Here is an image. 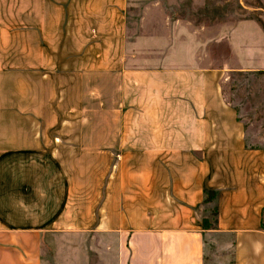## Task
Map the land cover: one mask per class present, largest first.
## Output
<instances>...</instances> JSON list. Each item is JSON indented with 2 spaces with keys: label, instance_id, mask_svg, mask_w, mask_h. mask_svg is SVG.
Here are the masks:
<instances>
[{
  "label": "crops",
  "instance_id": "1",
  "mask_svg": "<svg viewBox=\"0 0 264 264\" xmlns=\"http://www.w3.org/2000/svg\"><path fill=\"white\" fill-rule=\"evenodd\" d=\"M130 5L0 0V264H264V145L221 87L264 54L197 65L207 19L170 13L153 64ZM246 18L217 20L218 46ZM247 21L242 58L264 39Z\"/></svg>",
  "mask_w": 264,
  "mask_h": 264
},
{
  "label": "rangeland",
  "instance_id": "2",
  "mask_svg": "<svg viewBox=\"0 0 264 264\" xmlns=\"http://www.w3.org/2000/svg\"><path fill=\"white\" fill-rule=\"evenodd\" d=\"M174 1L131 0L128 20L130 33L136 30L137 32L150 34L140 38L138 41L145 46L144 51L146 52L143 55L147 60L154 61L151 59H154L153 57L155 56L160 57V60L163 59V61L153 64L168 63V32L169 25L171 27L173 25V23L168 22V14L170 13L191 16L192 19H197L194 22H198L200 19H207L206 22H208L210 29L207 39L209 43L207 47L203 48V53L197 55L199 59L195 63L197 65L216 66L222 63V59H224L226 65L231 66L255 64L263 56L264 39L262 40L261 48H256L254 57H240L242 49L238 41L235 42V34L238 33L237 30L243 28L244 30L241 34L244 35L246 33L244 31L247 30L246 26L256 29L254 25L248 23L247 19L255 20L257 22L256 25L258 27L260 25L264 32V0H195L193 7L185 6L186 0H176L178 1L176 3L178 6L170 7V2ZM134 3H140V7L137 8ZM142 10L144 12L143 18L140 15ZM243 18H246V20L239 22L238 25L235 24L236 28H233L234 25L231 29L227 28V25H232L233 21ZM217 20H225L228 23L225 31L226 41L221 46H218L216 42L215 35L217 34L215 29L214 31L211 29L215 27ZM243 38L244 40H241L240 43H247L249 37ZM227 39L230 40L229 44ZM246 43L244 47L247 48L248 45ZM149 48H153L151 53H147L148 50H151ZM188 50L185 46L177 48V52L172 55L171 60L180 62V58ZM152 52L157 53L154 54ZM193 57L195 59V56ZM192 60L190 58L187 61ZM149 61H146L147 63L145 64L151 65L152 63H148ZM225 72V77L221 82L222 92L226 100L230 101L238 110L246 130V141L256 146L264 145V69L255 71L230 69ZM206 209V214L211 216L212 205L209 204Z\"/></svg>",
  "mask_w": 264,
  "mask_h": 264
},
{
  "label": "trees",
  "instance_id": "3",
  "mask_svg": "<svg viewBox=\"0 0 264 264\" xmlns=\"http://www.w3.org/2000/svg\"><path fill=\"white\" fill-rule=\"evenodd\" d=\"M217 193H218V191L215 189H207L205 191L204 201L207 202L209 200H212L213 198H215L217 196ZM214 214L215 215L217 214V207L214 208ZM202 220H203V224L206 227H210L211 223H210L208 218H203ZM263 225H264V222H263Z\"/></svg>",
  "mask_w": 264,
  "mask_h": 264
}]
</instances>
